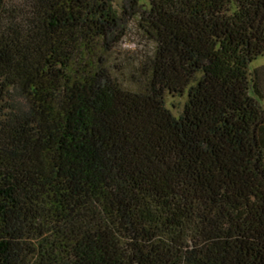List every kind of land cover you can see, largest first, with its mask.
Segmentation results:
<instances>
[{
    "label": "trees",
    "instance_id": "trees-1",
    "mask_svg": "<svg viewBox=\"0 0 264 264\" xmlns=\"http://www.w3.org/2000/svg\"><path fill=\"white\" fill-rule=\"evenodd\" d=\"M0 264H264V0H0Z\"/></svg>",
    "mask_w": 264,
    "mask_h": 264
},
{
    "label": "rangeland",
    "instance_id": "rangeland-1",
    "mask_svg": "<svg viewBox=\"0 0 264 264\" xmlns=\"http://www.w3.org/2000/svg\"><path fill=\"white\" fill-rule=\"evenodd\" d=\"M127 35L124 37L122 44L118 49L113 52L110 56V61L112 64L121 65L122 73L120 71H115V75L118 76V79L125 84L127 87L132 89H137L140 86L136 84V80L139 78L136 69L134 66L137 65L138 59H142L145 53L152 48L151 41H148L141 31L138 30L137 25L135 24V19L129 21L127 26ZM139 63V62H138ZM258 62H254L252 66H256ZM126 64V65H125ZM135 72L136 76L134 80L130 79L131 73ZM184 98H169V104L172 102L176 106L173 111L180 112L182 108Z\"/></svg>",
    "mask_w": 264,
    "mask_h": 264
}]
</instances>
